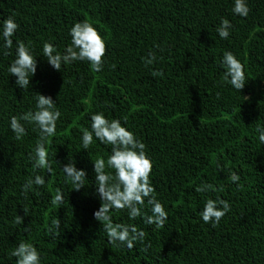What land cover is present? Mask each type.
Returning a JSON list of instances; mask_svg holds the SVG:
<instances>
[{
  "label": "trees",
  "instance_id": "obj_1",
  "mask_svg": "<svg viewBox=\"0 0 264 264\" xmlns=\"http://www.w3.org/2000/svg\"><path fill=\"white\" fill-rule=\"evenodd\" d=\"M233 3L0 0V19L13 16L20 25L14 39L30 42L37 54L45 41L63 51L68 29L85 19L106 41L100 73L85 62L56 71L38 57L32 92L15 85L7 72L11 57L0 55V264H15L10 253L21 240L38 247L42 264H264V145L255 130L264 124V0H247V17L233 14ZM222 18L233 24L228 40L216 32ZM226 49L245 64L248 82L240 92L220 83L218 61ZM150 50L162 59L145 67L142 57ZM154 70L163 75L154 76ZM33 92L51 95L62 116L49 144L55 175L42 171L46 187L25 196L22 184L34 175L28 153L38 136L28 126V135L17 141L8 123L34 106ZM98 109L110 118L126 117L145 142L155 194L168 212L162 229L113 212L114 222L136 223L147 232L131 250L110 244L94 218L100 201L91 159H106L110 149L96 141L87 151L81 135ZM69 159L87 170L86 188L65 183L59 162ZM229 169L239 173L238 183L229 180ZM205 181L224 190L196 193ZM58 189L65 196L62 206L51 204ZM208 196L231 203L216 227L199 215ZM17 215L23 224L14 223ZM58 217L62 231L53 236L48 228Z\"/></svg>",
  "mask_w": 264,
  "mask_h": 264
},
{
  "label": "clouds",
  "instance_id": "obj_2",
  "mask_svg": "<svg viewBox=\"0 0 264 264\" xmlns=\"http://www.w3.org/2000/svg\"><path fill=\"white\" fill-rule=\"evenodd\" d=\"M247 0H234L232 13L247 17L249 15ZM20 25L13 16L0 19V55L11 57L7 64L9 75L15 76V85L22 92L30 91L33 77L38 69V57L45 58L48 64L56 71H62L65 65L77 62L87 63L96 73L103 71L105 66L106 41L97 27L89 20L75 22L68 29L70 43L63 51H59L51 41H45L41 54H37L34 46L16 37ZM233 24L227 18H222L216 28L221 40H228L231 36ZM163 51V49H161ZM158 57L152 50L146 57H142L145 67L158 62ZM218 66L222 69L221 85L230 86L236 91H241L248 82L245 64L231 50H224ZM153 75H163L162 72L153 71ZM35 93L34 106L26 112L13 114L9 117L8 126L17 141H21L31 130L37 133L38 139L28 153V160L33 166L34 175L30 176L23 184L22 191L25 196L29 192H36L47 185L46 176L40 174L46 171L48 176H54L55 170L50 159L49 144L57 135V124L62 113L57 106V100L51 95L40 92ZM219 96V93H217ZM90 127L82 131L81 142L83 149L87 150L98 141L110 149V154L91 159L92 170L95 174V193L100 201V206L94 211V218L100 223L106 233L108 242L119 248L133 249L137 243H144L147 232L136 223L114 222L113 212H126L129 221L138 218L148 226L162 229L168 218L165 205L157 197L156 188L152 183L153 170L152 158L148 154L147 145L139 139L126 122V117L110 118L105 111L98 109L90 114ZM258 141L264 145V124L256 125ZM59 162V161H58ZM60 163L64 174L65 183H71L73 189L79 191L86 188L89 180L85 168H78L77 162L69 159L67 163ZM223 170V169H221ZM229 180L238 183L241 179L239 173L229 169ZM242 187V185H241ZM223 186L217 189L212 183L202 182L195 187V192L200 194L223 191ZM65 196L62 190H57L51 199L54 206H62ZM231 211L229 200L220 196L204 199L199 215L205 224L216 227ZM26 213V209H24ZM14 223H24V217L17 215ZM29 227L25 226V231ZM62 231L60 218H53L48 228L49 234L56 236ZM151 247L147 243L143 251ZM10 255L15 258V264H42V255L38 247L31 241L21 240L12 249Z\"/></svg>",
  "mask_w": 264,
  "mask_h": 264
}]
</instances>
